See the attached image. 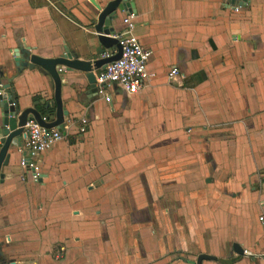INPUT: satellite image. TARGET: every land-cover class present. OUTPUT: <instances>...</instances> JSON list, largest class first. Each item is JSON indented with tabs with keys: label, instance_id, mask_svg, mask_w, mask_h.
<instances>
[{
	"label": "crops",
	"instance_id": "0c3cea01",
	"mask_svg": "<svg viewBox=\"0 0 264 264\" xmlns=\"http://www.w3.org/2000/svg\"><path fill=\"white\" fill-rule=\"evenodd\" d=\"M110 1L0 0V80L20 113L54 116L43 114L54 82L14 51L100 59L115 49L94 32ZM129 1L151 52L147 86L98 95L85 73L59 74L63 123L85 118L88 131H63L38 183L22 181L10 146L0 264H264V0Z\"/></svg>",
	"mask_w": 264,
	"mask_h": 264
},
{
	"label": "built area",
	"instance_id": "2783aa9c",
	"mask_svg": "<svg viewBox=\"0 0 264 264\" xmlns=\"http://www.w3.org/2000/svg\"><path fill=\"white\" fill-rule=\"evenodd\" d=\"M122 24L123 31L114 34V38L121 47L120 58L107 63L103 69L94 73L98 95H104L106 89L111 85L118 86L127 95H134L143 90L150 79L148 63L151 52L144 48L133 34L135 14H125ZM116 53V49L113 52H103L100 58L107 59ZM61 72V69L58 68L57 73L60 74ZM177 74L178 71L172 69L169 76H176ZM6 85L7 83L0 80V103L5 102L9 107L16 108V100ZM75 123L73 120L63 123V131ZM75 125L77 133L80 135L88 131V122L85 118L78 119ZM21 129V145L17 148L20 155L19 167L25 172L21 179L24 181L25 176H27L33 183H38L41 178L40 156L61 141L63 135L55 128L47 130L41 127L34 120H27ZM258 220L264 227V217L260 216ZM243 254L249 255L247 251H243Z\"/></svg>",
	"mask_w": 264,
	"mask_h": 264
},
{
	"label": "water",
	"instance_id": "95a60500",
	"mask_svg": "<svg viewBox=\"0 0 264 264\" xmlns=\"http://www.w3.org/2000/svg\"><path fill=\"white\" fill-rule=\"evenodd\" d=\"M231 5L242 7L248 3V0H228ZM99 14L97 23L94 26V32L100 45L108 50L115 48L117 53L107 59H96L92 62L78 61L73 59L67 48H64L62 54L55 59H44L36 55H30L29 48L25 50L17 49L14 52V62L17 67L38 66L46 71L54 82V101L47 104V107H55V115L49 119L43 118L34 109H25L21 113L18 107H9L7 103L1 102L3 116L0 124V170L3 166H7L9 162V154H7L10 146L18 148L21 145L22 129L27 120H34L37 124L45 129H57L63 133V120L67 113L63 110L61 102V79L57 73V68L60 66L61 71L76 70L86 74V79L93 92L96 93L94 72L103 69L107 63L116 61L121 56V47L118 41L114 38L113 23L118 20L119 14H135L134 5L129 0H112L105 7L96 6ZM24 56V57H23ZM9 87V84L6 85ZM47 121H45V120ZM4 175L0 172V183L3 181ZM236 251L239 255L243 251L238 246Z\"/></svg>",
	"mask_w": 264,
	"mask_h": 264
},
{
	"label": "trees",
	"instance_id": "16d2710c",
	"mask_svg": "<svg viewBox=\"0 0 264 264\" xmlns=\"http://www.w3.org/2000/svg\"><path fill=\"white\" fill-rule=\"evenodd\" d=\"M43 114H46V115H48V116H50V115H53L54 114V108H52V107H47V106H44V109H43ZM41 115H42V113H40Z\"/></svg>",
	"mask_w": 264,
	"mask_h": 264
}]
</instances>
